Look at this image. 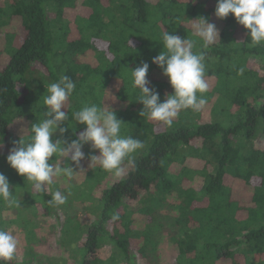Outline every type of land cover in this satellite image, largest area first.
<instances>
[{
  "label": "trees",
  "instance_id": "obj_1",
  "mask_svg": "<svg viewBox=\"0 0 264 264\" xmlns=\"http://www.w3.org/2000/svg\"><path fill=\"white\" fill-rule=\"evenodd\" d=\"M216 3L0 0V35L20 45L0 72V173L39 222L50 221V233L39 236L28 219H3L22 207L0 200V229L12 224L24 233V248L9 264H264V44L253 46L231 14L218 19ZM201 17L214 20L219 32L206 48L190 22ZM14 21L21 31L10 36ZM165 31L204 53L212 86L206 105L181 111L171 127L139 115L140 93L128 72L147 62V79L161 101L172 93L152 64ZM64 75L76 85L69 114L86 104L107 106L114 94L122 106L115 113L125 123L121 134L144 148L120 180L95 165L81 182L78 173L62 174L37 192L6 157L22 137L17 121H25L26 139L43 118L48 85ZM66 135L75 138L71 130ZM84 151L96 154L89 146ZM55 191L67 196L64 205L47 203ZM38 246L54 255L34 252Z\"/></svg>",
  "mask_w": 264,
  "mask_h": 264
},
{
  "label": "clouds",
  "instance_id": "obj_2",
  "mask_svg": "<svg viewBox=\"0 0 264 264\" xmlns=\"http://www.w3.org/2000/svg\"><path fill=\"white\" fill-rule=\"evenodd\" d=\"M214 14L221 20L231 14L236 23L248 31L253 46L264 44V0H217ZM190 22L203 47L219 39L216 25L206 18ZM193 47L194 42L188 38L167 31L163 33L162 50L152 58V64L162 70L172 89L171 94H165L163 101L147 79V62L127 69L132 78V88L140 93L138 102L143 106L139 112L141 117L171 127L181 111H200L206 105L204 94L209 85L205 78V55L194 52ZM75 87L74 81L66 75L48 85L47 94L42 96L46 109L43 118L31 125L26 139L22 137L12 142L6 157L10 168L30 182L37 192L46 191L54 178L62 174L71 177L78 173L75 169L84 172L82 161L86 158L90 168L98 165L119 178L126 166L133 165L135 154L144 148L141 140L121 134L125 123L117 118L110 106L86 104L69 114L66 105ZM111 98L117 99L114 96ZM75 125L84 126L83 130L77 132ZM70 130L74 139L66 135ZM85 146L96 154L86 157ZM0 147L3 145L0 144ZM0 200L9 207L18 208L20 205L10 192V182L3 173H0ZM66 202L67 196L60 191L53 192L52 198L47 201L53 207ZM118 218L116 215L112 217L113 220ZM17 243L11 232L0 229V264H9L14 259Z\"/></svg>",
  "mask_w": 264,
  "mask_h": 264
},
{
  "label": "rangeland",
  "instance_id": "obj_3",
  "mask_svg": "<svg viewBox=\"0 0 264 264\" xmlns=\"http://www.w3.org/2000/svg\"><path fill=\"white\" fill-rule=\"evenodd\" d=\"M212 22L215 23L214 20H212ZM6 31L9 33L10 36H12V35H15V32H20L21 29H20L19 24L14 21L11 24V28L6 30ZM19 46L20 45L19 44L17 45L16 42L11 45L10 43L7 42L6 36L0 35V72L5 69V67L9 63L13 53L15 52V51H13V47L18 48ZM254 66H256V65H254ZM208 84H210V83H208ZM211 87L212 86H209V88H211ZM113 96L115 97L114 94H110V93L107 96V106H110L115 111L119 106H117L118 103L116 100H112L111 97H113ZM121 107H119V108H121ZM204 110H206V109H204ZM205 116L207 117V119L210 118L208 112L205 113ZM15 129H17L18 133L22 134L21 136L24 138V135L27 133V127H26L25 121L22 119L20 121H17ZM2 150L3 149H0V151H2ZM88 155L90 156L91 154H88ZM82 167H83L84 172H79L80 171L79 170L78 174L76 176L77 181H80V182L84 180V178L86 176V172L91 170V168L93 166L90 168L88 159H85V161L82 163ZM112 179H113V181H117V180H120L121 177L117 178V177L113 176ZM25 188H27L28 192H30L31 189L33 190V188H31V185H30V188L29 187H25ZM34 191H36V190L34 189ZM14 195L16 196L15 193H14ZM16 198H17V196H16ZM19 203H20V205L18 208L19 209L21 207L22 208L20 210H18L17 213H20V214L17 215V214L12 213L10 210H7V212H5V216L3 217V219L16 218V220L23 219V221H24V219L25 220L28 219L32 223V227L35 229L37 235L44 236L46 234H49L50 233V221L46 220V222H39V220L37 218H35L33 215L31 203H26L24 201H19ZM19 228H20L19 226H15V225L13 226L12 224H6L5 228H4V230L11 232V234H13L16 237L17 242H18L16 254H18V255H20V253L22 252V249L24 248V240H23L24 239V233H22L19 230ZM34 252L43 253V254L45 253V254H48L49 256H50V254H52L49 247L45 249L44 247H41V246L35 247ZM52 255H54V253Z\"/></svg>",
  "mask_w": 264,
  "mask_h": 264
}]
</instances>
